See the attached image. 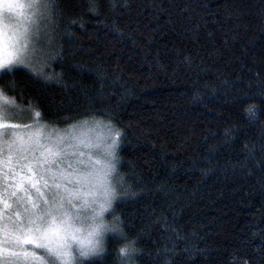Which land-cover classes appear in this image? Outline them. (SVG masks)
Segmentation results:
<instances>
[{
  "label": "trees",
  "instance_id": "16d2710c",
  "mask_svg": "<svg viewBox=\"0 0 264 264\" xmlns=\"http://www.w3.org/2000/svg\"><path fill=\"white\" fill-rule=\"evenodd\" d=\"M57 4L37 69L53 81L21 67L0 87L15 81L7 95L42 123L122 133L138 198L114 207L140 236L135 264H264V0ZM124 243L109 234L92 264H120Z\"/></svg>",
  "mask_w": 264,
  "mask_h": 264
},
{
  "label": "snow or ice",
  "instance_id": "6c2138e0",
  "mask_svg": "<svg viewBox=\"0 0 264 264\" xmlns=\"http://www.w3.org/2000/svg\"><path fill=\"white\" fill-rule=\"evenodd\" d=\"M58 10L57 0H0V73L22 67L53 81L31 65L30 46ZM16 87L15 81L7 90L0 87V264H92L106 251L108 233L125 241L117 253L120 264H135L140 236L128 235L116 214L119 204L114 207L138 198L117 171L122 133L108 125L109 135L97 144L45 134L41 112L7 95ZM25 111L32 124L16 122Z\"/></svg>",
  "mask_w": 264,
  "mask_h": 264
},
{
  "label": "rangeland",
  "instance_id": "374dc122",
  "mask_svg": "<svg viewBox=\"0 0 264 264\" xmlns=\"http://www.w3.org/2000/svg\"><path fill=\"white\" fill-rule=\"evenodd\" d=\"M50 31V24L45 26H41V31L39 33L38 38L34 37V44L30 47L34 48V51L31 53L30 62L31 65L38 69L40 66H45L46 62L50 61V53L48 47L51 43V39L48 35ZM87 121V123H83ZM99 122L97 125L95 122ZM16 122L24 123V124H32L33 119L28 117V113L25 111L19 115V119ZM44 125H48L46 123H42ZM109 124L102 122L101 120L93 119V118H86L82 120H78L67 125L62 126H51L48 125L47 128L44 129L45 134L51 133L52 135H61L66 138V141L69 143L78 142V141H90L92 144L100 143L103 137L109 135V128L107 127ZM111 126V125H110ZM112 127V126H111ZM112 129H114L112 127ZM53 130H56L53 132ZM110 142V141H109ZM121 146V141L119 145V149ZM87 152L88 150L85 149ZM92 152H95L96 149H91ZM118 157H119V150H118ZM117 171H118V164H117ZM116 186L118 188V184L115 180ZM115 204V203H114ZM105 218L107 220H111V215L109 213H105ZM111 234H106L107 236ZM105 238V241H106Z\"/></svg>",
  "mask_w": 264,
  "mask_h": 264
}]
</instances>
